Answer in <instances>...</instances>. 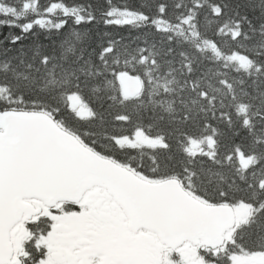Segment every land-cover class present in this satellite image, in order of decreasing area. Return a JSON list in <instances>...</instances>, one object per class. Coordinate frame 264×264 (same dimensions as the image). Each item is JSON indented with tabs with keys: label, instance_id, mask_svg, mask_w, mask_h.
<instances>
[{
	"label": "snow or ice",
	"instance_id": "1",
	"mask_svg": "<svg viewBox=\"0 0 264 264\" xmlns=\"http://www.w3.org/2000/svg\"><path fill=\"white\" fill-rule=\"evenodd\" d=\"M0 264H264V0H0Z\"/></svg>",
	"mask_w": 264,
	"mask_h": 264
}]
</instances>
